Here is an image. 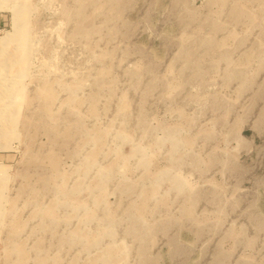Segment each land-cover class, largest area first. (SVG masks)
I'll return each mask as SVG.
<instances>
[{"label":"rangeland","instance_id":"rangeland-1","mask_svg":"<svg viewBox=\"0 0 264 264\" xmlns=\"http://www.w3.org/2000/svg\"><path fill=\"white\" fill-rule=\"evenodd\" d=\"M0 264H264V0H0Z\"/></svg>","mask_w":264,"mask_h":264},{"label":"bare ground","instance_id":"bare-ground-1","mask_svg":"<svg viewBox=\"0 0 264 264\" xmlns=\"http://www.w3.org/2000/svg\"><path fill=\"white\" fill-rule=\"evenodd\" d=\"M10 45H11V43H10ZM15 53V52H14ZM18 53V52H17ZM17 55V54H16ZM13 60V59H12ZM18 60V59H17Z\"/></svg>","mask_w":264,"mask_h":264}]
</instances>
